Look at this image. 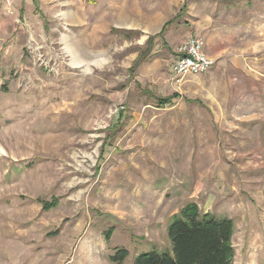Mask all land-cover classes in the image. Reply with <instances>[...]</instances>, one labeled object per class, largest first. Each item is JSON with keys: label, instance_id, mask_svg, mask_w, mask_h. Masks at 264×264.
I'll return each mask as SVG.
<instances>
[{"label": "rangeland", "instance_id": "1", "mask_svg": "<svg viewBox=\"0 0 264 264\" xmlns=\"http://www.w3.org/2000/svg\"><path fill=\"white\" fill-rule=\"evenodd\" d=\"M13 11L0 9V264H133L171 248L190 202L234 220L232 264H264V0ZM195 35L215 65L179 82L176 50Z\"/></svg>", "mask_w": 264, "mask_h": 264}, {"label": "trees", "instance_id": "2", "mask_svg": "<svg viewBox=\"0 0 264 264\" xmlns=\"http://www.w3.org/2000/svg\"><path fill=\"white\" fill-rule=\"evenodd\" d=\"M164 30L165 28L161 31L162 34ZM176 96L178 95L173 94L160 98L158 102L163 106ZM42 204L44 209L50 210L58 205V200L42 201ZM112 233L113 229L108 232L107 240ZM234 233L235 222L232 218L201 212L196 202H190L169 223L171 248L167 251H145L136 256L133 264H232L235 256L232 244ZM128 255L126 248H118L110 255V260L123 263Z\"/></svg>", "mask_w": 264, "mask_h": 264}, {"label": "built area", "instance_id": "3", "mask_svg": "<svg viewBox=\"0 0 264 264\" xmlns=\"http://www.w3.org/2000/svg\"><path fill=\"white\" fill-rule=\"evenodd\" d=\"M3 6L8 12H14L13 0H0V9ZM176 51L171 73L179 82L187 76L207 72L215 65V60L205 52V40L199 35L188 38Z\"/></svg>", "mask_w": 264, "mask_h": 264}, {"label": "bare ground", "instance_id": "4", "mask_svg": "<svg viewBox=\"0 0 264 264\" xmlns=\"http://www.w3.org/2000/svg\"><path fill=\"white\" fill-rule=\"evenodd\" d=\"M125 17H126V16H125ZM127 18H128V17H127ZM121 19H124V16H122ZM77 45H78V44H77ZM77 45H76V46H77ZM78 47H80V46H78ZM78 50H79V49H78ZM74 51H75V50H74ZM80 51H81V50H80ZM78 52H79V51H78ZM78 52H76V53H78ZM81 57H82V56H81ZM81 57H80V59H81ZM74 58L76 59L77 62L80 61L79 59H77V58H79V56H76V55H75ZM82 59H83V58H82ZM75 64H77V63H75ZM78 64H79V63H78ZM0 149H1V152H2V153H4V154L7 153L6 150H5L4 148H2V146H0Z\"/></svg>", "mask_w": 264, "mask_h": 264}]
</instances>
